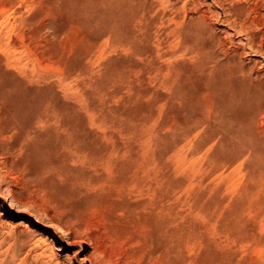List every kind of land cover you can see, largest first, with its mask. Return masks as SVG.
I'll return each instance as SVG.
<instances>
[{
  "label": "rangeland",
  "instance_id": "rangeland-1",
  "mask_svg": "<svg viewBox=\"0 0 264 264\" xmlns=\"http://www.w3.org/2000/svg\"><path fill=\"white\" fill-rule=\"evenodd\" d=\"M0 264H264V0H0Z\"/></svg>",
  "mask_w": 264,
  "mask_h": 264
},
{
  "label": "bare ground",
  "instance_id": "bare-ground-1",
  "mask_svg": "<svg viewBox=\"0 0 264 264\" xmlns=\"http://www.w3.org/2000/svg\"><path fill=\"white\" fill-rule=\"evenodd\" d=\"M27 226V225H26ZM48 255V254H47Z\"/></svg>",
  "mask_w": 264,
  "mask_h": 264
}]
</instances>
